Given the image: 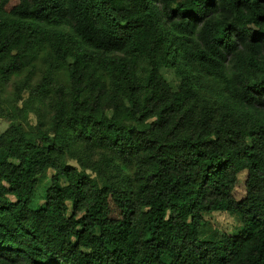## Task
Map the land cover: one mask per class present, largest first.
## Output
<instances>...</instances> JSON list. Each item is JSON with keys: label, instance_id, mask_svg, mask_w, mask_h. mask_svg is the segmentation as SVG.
Instances as JSON below:
<instances>
[{"label": "trees", "instance_id": "1", "mask_svg": "<svg viewBox=\"0 0 264 264\" xmlns=\"http://www.w3.org/2000/svg\"><path fill=\"white\" fill-rule=\"evenodd\" d=\"M11 78L0 264H264V0H0Z\"/></svg>", "mask_w": 264, "mask_h": 264}, {"label": "rangeland", "instance_id": "2", "mask_svg": "<svg viewBox=\"0 0 264 264\" xmlns=\"http://www.w3.org/2000/svg\"><path fill=\"white\" fill-rule=\"evenodd\" d=\"M162 73L170 81L172 86L174 87L177 86L180 78L172 68L163 67ZM0 91L2 97H8V99L2 100L3 106L7 108H15V106L16 107L24 106L23 108H25L27 112V116H26L27 120L30 123H33L35 121L36 112H37L36 109L40 105L37 106L36 103L27 104L28 102H31L27 100L28 90H21L19 91V95L16 94L14 96L13 78H11L0 85ZM23 103L26 104L24 105ZM7 125H8V121L5 120L4 118H0V132ZM51 173L52 170L48 169L47 176H49ZM245 177H246V171L243 170L239 173L238 181L234 188V195L237 199L242 198L245 195V187H244ZM39 202H42V199H40ZM204 221L205 223L201 229V237L203 238H215L223 233L232 234L240 225L238 218L225 210H214L211 212H204L203 222Z\"/></svg>", "mask_w": 264, "mask_h": 264}]
</instances>
